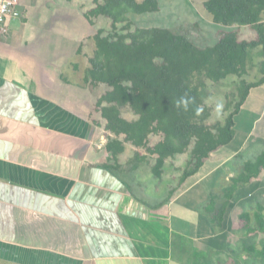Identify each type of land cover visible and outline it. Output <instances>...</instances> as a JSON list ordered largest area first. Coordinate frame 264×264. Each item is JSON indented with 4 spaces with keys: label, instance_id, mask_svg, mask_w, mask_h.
I'll use <instances>...</instances> for the list:
<instances>
[{
    "label": "crops",
    "instance_id": "1",
    "mask_svg": "<svg viewBox=\"0 0 264 264\" xmlns=\"http://www.w3.org/2000/svg\"><path fill=\"white\" fill-rule=\"evenodd\" d=\"M94 6L21 0L0 38V264H201L181 244L218 253L196 209L204 190L191 177L177 194L166 167L147 168L154 156L107 149L115 137L85 84Z\"/></svg>",
    "mask_w": 264,
    "mask_h": 264
},
{
    "label": "trees",
    "instance_id": "2",
    "mask_svg": "<svg viewBox=\"0 0 264 264\" xmlns=\"http://www.w3.org/2000/svg\"><path fill=\"white\" fill-rule=\"evenodd\" d=\"M95 6L84 14L91 26L100 18L111 21L112 31L100 29L94 36L95 50L85 72L91 91L107 90L96 109L106 121L110 138L108 151L114 156L125 151V143L146 149L157 157L153 173L160 178L166 161L191 149L192 164L181 178L184 183L195 176L212 155L229 146L236 135V117L253 89L264 87V0H207L204 8L214 23L224 26L253 27V39H241L238 31H223L215 45L201 46L184 33L166 27L137 28L127 34L118 32L119 24H132V15L161 11L159 0H94ZM258 56L257 78H246L249 63ZM231 76L240 79L238 95L227 105L224 124H208L212 111L206 105L210 85ZM128 112L132 119L124 117ZM162 137L149 148L152 135ZM124 136V140L121 138ZM264 170V151L248 160L238 175L220 179L217 191L206 206L213 232L224 224L231 201L240 189L249 186ZM219 187V188H218ZM248 234L264 233V201L253 211L236 209ZM239 218V219H238ZM245 256L264 264V245H250ZM234 258H237L238 256ZM237 260L226 264H239Z\"/></svg>",
    "mask_w": 264,
    "mask_h": 264
},
{
    "label": "rangeland",
    "instance_id": "3",
    "mask_svg": "<svg viewBox=\"0 0 264 264\" xmlns=\"http://www.w3.org/2000/svg\"><path fill=\"white\" fill-rule=\"evenodd\" d=\"M193 1L195 4L192 3V0H162L163 7L160 12L142 16L132 15V24H119L118 32L120 34H127L137 28L166 27L184 33L201 46L215 45L223 31H238L241 39L244 40L253 39L255 37V30L253 27L224 26L222 24L214 23L204 8L203 3L207 0L205 2L204 0ZM104 20L107 19H101V21H98V24H94L93 26L90 24H82L83 26H86L85 29L83 28V30H81V32H83L82 38L85 39L88 37L85 48L87 53L93 49V44L95 45L94 36L98 30L105 29V35H108L109 32L112 31L111 21L105 22ZM78 31H80V29ZM88 42H90L91 45H89ZM89 48H91V50ZM258 58V56L254 55L252 63H249V72L246 77L249 82L255 81L257 78L258 71L256 65L259 62ZM239 82L240 79H238V77L231 76L220 84L215 85L211 82L209 83L211 96L205 103L212 111L211 118L208 121V124L211 127L225 123L230 112L227 111V105L233 97L238 95ZM101 88L102 89L99 88L96 91H92L96 99L95 108L100 95H103L107 90L106 86H102ZM124 117L132 119L133 115L125 112ZM121 138L124 140V136ZM161 140V136L156 134L152 135L149 148L156 145ZM140 150L144 152L143 154H147V156L150 155L148 150ZM263 151L264 87H260L252 90L246 104L242 108V111L236 117V135L234 141L229 146H226L213 154L206 164V167L191 179L194 182V186L197 185V187L199 186L200 189L204 190L203 192L205 194L202 193V196L198 199L200 207L197 206L196 209H198V212H200L199 214L207 220V223H205L208 224L207 231L209 238H211L209 242H213L216 246L215 248L218 250V253H213L214 251L212 250H209L210 253H208L209 245L200 241L194 244V246H198V248L189 247L188 244L185 245L182 243L181 245L184 246L183 251H185L186 246H188V251L189 248L190 251L192 248V251L194 250V255L197 257L199 256V259L202 260L201 264H226L233 259L237 260L234 256H238L237 261L239 264H263L262 261L257 259L247 258L245 256V249L250 245H256L259 249L262 248L264 245V233L258 232L256 234H248L246 230L241 227L244 224L240 221H235L236 218L234 217V212L238 208L243 212L253 211L258 202L264 201V170L249 186L239 190L230 203L225 215L224 224L220 229L217 228L216 233L213 232L205 211L210 196L217 191L220 179L229 180L232 177H235L238 175L239 171L242 170L246 161L255 160ZM131 155L132 154L127 155L128 162L131 159H129ZM156 158L157 157L147 165L148 169L154 168ZM132 161L133 162L130 161L129 164L136 163L134 158ZM191 164V149L184 154L169 158L164 166V168L166 167L164 175V180L166 182L165 185L168 183L170 188H175L172 191L180 194L183 189V184L190 180L189 178L184 183H181V178L185 170L191 167ZM162 176L160 178H162ZM195 190L196 188L193 189V192H195ZM182 255L183 254H180V256Z\"/></svg>",
    "mask_w": 264,
    "mask_h": 264
},
{
    "label": "built area",
    "instance_id": "4",
    "mask_svg": "<svg viewBox=\"0 0 264 264\" xmlns=\"http://www.w3.org/2000/svg\"><path fill=\"white\" fill-rule=\"evenodd\" d=\"M20 6L21 0H0V38L9 35L11 22L22 18Z\"/></svg>",
    "mask_w": 264,
    "mask_h": 264
}]
</instances>
